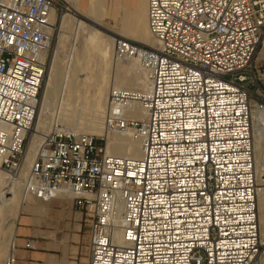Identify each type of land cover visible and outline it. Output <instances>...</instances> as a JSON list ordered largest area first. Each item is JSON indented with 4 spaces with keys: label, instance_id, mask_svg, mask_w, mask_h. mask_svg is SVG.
I'll return each instance as SVG.
<instances>
[{
    "label": "built area",
    "instance_id": "1",
    "mask_svg": "<svg viewBox=\"0 0 264 264\" xmlns=\"http://www.w3.org/2000/svg\"><path fill=\"white\" fill-rule=\"evenodd\" d=\"M76 0H0V169L22 200L74 199L88 264H260L252 108L264 109V0H146L153 46L118 38L146 89L107 94L103 127L139 155L54 121L26 160L53 15ZM137 102L141 115H127ZM26 247H32L27 242ZM13 243L0 264H15Z\"/></svg>",
    "mask_w": 264,
    "mask_h": 264
},
{
    "label": "rangeland",
    "instance_id": "2",
    "mask_svg": "<svg viewBox=\"0 0 264 264\" xmlns=\"http://www.w3.org/2000/svg\"><path fill=\"white\" fill-rule=\"evenodd\" d=\"M80 1L79 6L77 3L73 8L80 11L81 4L83 12L81 16L78 14L61 16L65 11L62 13L56 11L53 15L56 27L49 48L44 52L46 70L38 98V104L42 100L47 102L46 109H42L39 117V120L44 118L45 123L44 127L37 128L35 135L30 131L29 156L32 155L40 136L48 131L49 125L54 121L63 122L78 132L96 134L107 151L112 153L106 145L107 135L112 137L121 135L103 132L108 91L111 86L126 88L122 83L124 78L118 76V73L143 79L141 70L137 69L135 64H131L132 60H115L113 57L115 36L139 41V36L147 32L143 24L145 10L140 12L143 8L140 6V0ZM143 2L146 9V0H142V5ZM99 4H102L100 10ZM92 11L96 14L91 13ZM123 110L127 115L135 116H140L142 111L137 102L128 103ZM255 123L260 141L259 148L254 150L257 183L264 187V171H260V165L264 168V121H255ZM124 136L128 139L124 143L125 154L134 156L132 141L136 140L132 136ZM13 184L14 188H11V182L1 171L0 194L6 193V196L13 194L0 207V212H3L4 216L16 211L22 196L21 185ZM257 211L262 242L260 264H264V205L261 204V200L257 202Z\"/></svg>",
    "mask_w": 264,
    "mask_h": 264
},
{
    "label": "crops",
    "instance_id": "3",
    "mask_svg": "<svg viewBox=\"0 0 264 264\" xmlns=\"http://www.w3.org/2000/svg\"><path fill=\"white\" fill-rule=\"evenodd\" d=\"M90 221L69 196L21 197L14 213L0 212V263L13 243L15 264H88Z\"/></svg>",
    "mask_w": 264,
    "mask_h": 264
},
{
    "label": "bare ground",
    "instance_id": "4",
    "mask_svg": "<svg viewBox=\"0 0 264 264\" xmlns=\"http://www.w3.org/2000/svg\"><path fill=\"white\" fill-rule=\"evenodd\" d=\"M103 1V0H102ZM101 1V2H102ZM144 1V0H143ZM79 2V0H76V1H74V2H71V3H69V5H68V7H69V9H68V11L67 12H65L64 14H62L61 16H65V15H67V14H72V15H76V14H78V15H82L83 14V12H82V9H81V6H80V11L79 10H74V8H73V6H75V5H77V3ZM101 5L102 4H99V10H100V7H101ZM78 6H79V3H78ZM77 6V7H78ZM140 6L141 7H143L141 10H140V12L142 11V10H145L144 11V15H143V21H144V25L146 26V28H147V23H146V9H144V2H143V5H142V0H140ZM91 13H95L96 14V12H94V11H92ZM142 17V16H141ZM61 18V17H60ZM142 20V19H141ZM134 23V22H133ZM134 25V24H133ZM142 25V24H141ZM138 26V25H137ZM134 27V26H133ZM136 28V27H135ZM138 29V28H137ZM143 31V30H142ZM140 37V42L141 43H143V44H146V45H150V46H153L154 44H155V41H154V39H153V37L151 36V34L149 33V31H148V29H147V32L146 33H144V34H142L141 36H139ZM118 38H125V37H122V36H115L114 38H113V41L114 40H116V39H118ZM127 39H130V38H127ZM133 40V39H132ZM136 41V40H135ZM138 41V42H139ZM114 43V42H113ZM104 56V55H103ZM132 62L133 63H131L132 65L133 64H135L136 65V67H137V69H139V70H141V72H142V74H143V79L141 78V79H137V77L135 78V77H133V76H123V75H121L120 73H118V76H120V77H122V78H124L123 79V81H122V83H123V85L124 86H126V88L127 87H136L135 89H137V88H139V89H146L147 88V86H148V83H147V80H146V74H145V72L143 71V69L137 64V61L136 60H132ZM114 66V65H113ZM114 68V67H113ZM132 73V72H131ZM113 84V83H112ZM111 84V85H112ZM111 87H114V88H117V89H120V88H124V87H116V86H111ZM110 87V88H111ZM120 90H122V89H120ZM46 105H47V102L45 101V102H43V100L38 104V101H37V104H36V107H37V111H36V117H35V119H34V123H33V127H32V129H31V131H33V135H35L36 133H37V128H42V127H44V123H45V120H44V118L42 119V120H39V117H40V113H41V111H42V109L43 108H45L46 109ZM127 105V104H126ZM125 105V106H126ZM140 105V104H139ZM100 120V119H99ZM264 121V109H261V108H258V107H254L253 106V108H252V125H251V133H252V143H253V156H254V150H257L258 148H259V138H258V136H257V133H256V129H255V121ZM50 126V125H49ZM39 131V130H38ZM103 132L105 133V134H108V133H112V132H107L106 130H105V128L103 127ZM114 133H116V132H114ZM117 134H120L121 136L120 137H112V136H110V135H107V139H106V145H107V147H108V149L110 150V152H112V154H118V155H125V153H126V148L124 147V143H126L127 142V138H126V136H124V135H127V136H132L133 137V135H131L130 133H117ZM43 135L44 134H42L41 136H40V139H39V142H40V140H41V138L43 137ZM37 136V135H36ZM133 138H135V137H133ZM34 139V138H33ZM104 139H105V135H104ZM135 140L136 141H132L133 143H134V148H133V150H134V152H135V154H134V156H138L139 155V142H138V140L135 138ZM39 142H38V144H39ZM38 144L36 145L35 144V149L33 150V152H32V155L31 156H29L28 155V149H29V145L30 144H28V142H27V145H26V156H25V158H26V160H29L30 158H32V156L34 155V152H35V150H36V148H37V146H38ZM127 147V146H126ZM131 147V146H130ZM136 147H138V148H136ZM105 148H106V146H105ZM128 148V147H127ZM137 150H138V153H137ZM106 151H107V149H106ZM108 152V151H107ZM109 153V152H108ZM137 154V155H136ZM254 165H255V169L257 170V166H256V159H255V156H254ZM3 172V173H5L3 170H1L0 169V172ZM260 171H264V168H263V166L262 165H260ZM6 174V173H5ZM6 178H7V174H6ZM16 185V184H15ZM257 189H258V194H257V202H258V200H261V204L262 205H264V187H261V185H259L258 183H257ZM11 188H14V184L13 183H11ZM11 195H13L12 193H10V194H8L7 196H6V193L4 194H0V207L2 206V203H4V202H7L8 201V197H11ZM11 199V198H10ZM11 201V200H10Z\"/></svg>",
    "mask_w": 264,
    "mask_h": 264
}]
</instances>
